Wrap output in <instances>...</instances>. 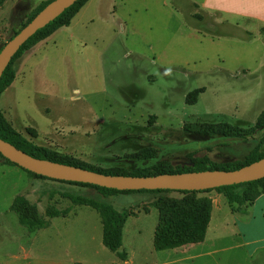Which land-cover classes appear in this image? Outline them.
<instances>
[{"label": "rangeland", "instance_id": "rangeland-1", "mask_svg": "<svg viewBox=\"0 0 264 264\" xmlns=\"http://www.w3.org/2000/svg\"><path fill=\"white\" fill-rule=\"evenodd\" d=\"M162 1L175 13L160 9ZM99 2L92 0L69 34L55 33L15 61V79L1 95L12 126L59 157L104 171L132 172L159 161L188 166L203 155L217 164L243 159L264 136V126L247 141L201 131L218 122L248 126L264 110V35L216 24L189 0H126L133 7L124 9L120 0ZM8 6L0 9V47L31 12L15 15ZM28 175L0 157V251H22L20 242L30 251L53 249L58 260H79L82 251H107L105 259L114 255L90 222L96 211L61 194L101 198L96 189L55 180L44 184ZM25 190L42 193L34 202L42 212L48 204L71 211L49 219L48 228L28 231L10 210ZM214 191L150 198L154 205L160 199H210ZM105 200L118 211L139 203L129 194ZM130 216L121 249L154 251L157 210Z\"/></svg>", "mask_w": 264, "mask_h": 264}, {"label": "trees", "instance_id": "trees-1", "mask_svg": "<svg viewBox=\"0 0 264 264\" xmlns=\"http://www.w3.org/2000/svg\"><path fill=\"white\" fill-rule=\"evenodd\" d=\"M5 0H0V5ZM49 1L45 0L40 2L27 16L26 21L22 24V27L29 22L34 15L40 11ZM87 0H77L70 7L65 9L59 16L49 22L43 28L37 30L15 53L9 64L4 69L0 77V97L7 87L11 85L15 78V66L14 63L19 59L27 50L34 46L39 41L49 36L52 32L61 26L68 25L71 18L76 14L80 7ZM18 31V30H17ZM16 31V32H17ZM264 33V27L261 28ZM15 32V33H16ZM14 33V34H15ZM1 48V47H0ZM264 123V110L260 113L254 126L249 128H242L237 125H232L227 122L210 123L201 133L214 136L220 135L225 141L227 140H240L247 141L251 136L253 130L261 127ZM31 136H35L33 129H28ZM0 138L10 142L17 148L25 151L26 153L37 157L49 159L56 162L71 164L82 168H87L97 172L106 174H123V175H156L160 173H178L188 171H200L211 169L233 170L243 165L256 161L264 156V136L258 141V143L244 156L243 159H236L228 161L222 164H217L212 161L208 156L203 155L200 157H193L190 159V165L188 166H172L167 161H159L153 164L146 165L140 169H136L132 172H113L104 171L95 168H91L82 164H79L71 159H64L59 157L53 150L44 146L37 145L31 141V139L25 137L22 133L16 130L12 124L8 121L6 116L0 107ZM0 157L4 158L1 154ZM5 162L17 165L10 160L4 158ZM18 166V165H17ZM23 169V168H22ZM31 175L41 178L51 179L42 175L35 174L24 169ZM60 182H67L73 184H80L92 187L100 194L101 198L86 196L78 193L63 192L62 196L68 198L74 205H86L95 209L100 217L102 224V244L110 251L116 254L118 258L125 259L127 254L122 248V230L124 223L130 214V211L126 209L118 211L113 205L105 200L110 196L123 194V193H164L176 191L182 194L205 192L209 190H216L222 193L232 206L237 210L241 209L243 205L251 203L260 193H264V177L238 183L232 185H223L212 189L204 190H171V189H140V190H118L115 188H107L98 185L56 180ZM239 188H243L239 190ZM157 204V205H156ZM236 204V207H233ZM159 212V221L154 232L153 247L155 250H163L168 248L177 247L186 243L200 242L204 239L206 226L210 216L211 200L210 199H188L184 198L181 202L177 201H165L160 199L155 203ZM10 210H12L18 219V222L24 226L28 231H35L40 228L47 227L49 219L56 216H65L69 212V208L59 209L54 204H48L45 207L44 215H41L35 203H31L23 194L16 195L11 204Z\"/></svg>", "mask_w": 264, "mask_h": 264}, {"label": "crops", "instance_id": "crops-1", "mask_svg": "<svg viewBox=\"0 0 264 264\" xmlns=\"http://www.w3.org/2000/svg\"><path fill=\"white\" fill-rule=\"evenodd\" d=\"M41 1L42 0H5L3 4L0 5V9L9 4L8 9L10 10V13L13 12L15 15H24L27 11H32ZM101 1L102 0L99 2L100 4L102 3ZM189 1L192 3L193 7L200 12L212 16L216 24L225 22L234 25V27H237L241 31L247 32V30H253L259 35H264L261 31V28L264 27V0ZM91 2L92 0H87L71 18L68 25L59 27L49 36L32 46L25 53L29 55L38 44H42L47 38L52 37L55 33L62 32L63 34H69L70 30L73 29V24L78 21L79 18L83 17V12L86 14L87 10L90 9ZM168 4L169 3L162 1L160 2L159 7L165 11L175 13V9L173 7L169 8ZM151 6L152 5H149V7ZM118 7L124 9L133 6L130 4L126 5V0H120ZM117 10V8H113V15L118 13ZM122 13L127 18L131 17L128 11H122ZM88 21L92 23L94 22L92 16L88 18ZM192 29L197 34L200 32L198 28ZM7 89L8 87L5 90ZM2 112L4 113L3 110ZM254 124L237 126L249 128L254 126ZM263 126L264 123L261 127L255 129L247 140L253 138V135H255ZM29 179L31 181L44 182V184L54 182L51 179L36 177L34 175L29 176ZM24 193L31 203H34L38 199L37 196L42 194L34 195L35 192H33V190H25ZM128 194L134 196L139 202L130 210L128 217L140 213L147 214L150 212L151 208L154 207L157 210L159 221V212L156 206L151 204L153 199L150 198V193H123L116 196ZM209 197L211 199L210 216L206 226L204 239L200 242L186 243L163 250L126 251L127 256L125 259L118 258V256L112 251L110 252L114 255H109L110 257L108 259H105L104 256L105 254H109L107 251H82L79 260L72 258V256L58 260L56 252L53 249H49L50 251H30L29 248L18 242V247L22 251H0V264H264V193H260L251 203L243 205L239 210L232 208L227 198L220 192H211ZM36 206L39 213L44 215L45 209L42 212L37 204ZM233 207H236V204H233ZM70 211L71 207L69 208L68 214ZM96 213L98 214L97 211ZM90 222L98 236L101 231L102 242V224L99 214L97 217L95 213H92ZM125 223L122 230V238L123 231L125 230ZM48 226L45 228H48Z\"/></svg>", "mask_w": 264, "mask_h": 264}, {"label": "water", "instance_id": "water-1", "mask_svg": "<svg viewBox=\"0 0 264 264\" xmlns=\"http://www.w3.org/2000/svg\"><path fill=\"white\" fill-rule=\"evenodd\" d=\"M77 0H51L0 48V77L18 49L39 29L59 16ZM0 154L38 175L51 179L88 183L118 190L171 189L204 190L264 177V156L233 170L211 169L156 175L106 174L79 166L34 157L0 138Z\"/></svg>", "mask_w": 264, "mask_h": 264}]
</instances>
